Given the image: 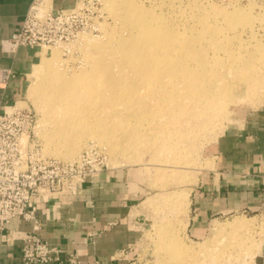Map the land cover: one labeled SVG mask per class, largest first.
<instances>
[{
  "label": "rangeland",
  "instance_id": "rangeland-1",
  "mask_svg": "<svg viewBox=\"0 0 264 264\" xmlns=\"http://www.w3.org/2000/svg\"><path fill=\"white\" fill-rule=\"evenodd\" d=\"M234 3H237V6H244L243 9L246 6L250 7L249 4H251L252 9H249V13L255 15L257 19L249 22L248 15H246L248 17L246 20L240 18L241 16L239 17L234 9ZM80 7L85 9L83 12L87 19V28L80 30L79 33L67 40L37 47L41 52L40 59L28 71L24 97L16 103L18 107H26L34 113L36 119L34 138L39 143L43 154L60 160L74 161L82 169H90L92 166L99 168L102 165L103 170L125 171L132 178L130 185L134 190H132V200L129 205V218L132 229L137 231V238L124 254L126 255L123 259L126 261L125 264H169V262L170 264H254L255 258L264 244V212L234 211L207 222L201 233H195L190 228L191 195L194 187L214 167L215 145L227 126L235 122H242L248 112L264 105V81L262 79L261 83L259 81L261 85L258 83V87L253 93V90L250 91L248 88L250 83L248 84L246 80L252 75L254 78L258 76L261 78L264 73V67L263 69L260 67L264 66V53L256 51L258 46L264 47V0H73L67 4L49 0V5L44 9H77V11H81L78 10ZM132 8L145 10V12H149L147 13L149 16L150 14L151 17L154 15L153 19H157L158 22L164 21L162 26L172 27L174 36H177L176 43L189 41L195 34L205 33L218 26L225 27L233 22V28L226 29L224 33L231 35L232 32L235 34L238 31L249 30L251 27L257 28L259 31L255 35L243 32L242 42L235 40L236 38L232 41H224L225 43L221 41L225 47L242 44L243 49L240 47V51L237 48L238 51L237 49L233 51V55L229 56V59L235 64L242 65L244 63V67L253 69H229L231 73L223 68L227 67V64L217 66L216 61L220 60L218 58L220 53L215 54L213 51L207 50L206 55L210 60L209 63L212 67L215 64L214 67H217L209 70L208 74L211 76H207V80L214 86L217 84L227 87L229 96H232L229 97L230 101L227 100L224 105L213 101L209 106L205 102L194 104L187 98L181 103L182 105L169 100L171 105L166 94L171 95V92L174 93L177 88L171 86L172 82L176 83V81L170 75L164 73V70L158 73L142 71L145 74L138 75L135 72L137 69L133 68L140 62L146 61L144 60L146 56L136 59L127 55L129 58H126L122 51L119 50L116 53L111 48L119 37L128 38L133 35V31L125 24V17ZM229 13L233 20L227 17ZM246 21L249 23L246 24ZM104 26L106 27L104 28ZM112 30H115L114 35ZM115 32L120 36L118 37ZM84 33L97 35V40H100L103 51L99 50L98 52L93 46L94 43L90 46L85 42L81 38ZM224 33L221 35L223 36ZM109 36H112L115 41ZM232 37L234 38V36ZM109 39H112L111 42ZM137 41V45L144 44V41ZM97 42L99 44V41ZM107 43L108 45H106ZM208 44V41L202 42L198 48L206 49L209 47ZM103 54L109 56V62L105 64V59H100ZM148 54L146 55L149 56ZM251 55L259 56V60L257 57L250 59ZM199 57L198 53L197 59ZM55 59L58 60L54 61ZM44 62L51 63L53 66L49 65L51 68L60 70L58 73L62 72L61 76L63 77H65L63 74L67 76L70 74L71 77L74 74L76 76L81 74L79 77L82 75L92 77L94 65L96 66L95 63H97L102 65V68L98 70H101L103 77L107 76V80L112 79L113 86L108 83L109 81H105V85H101L99 90L91 91L94 95L95 112L98 111V114L94 112L88 120V124L81 125V127L77 125L78 130L75 128L76 125H74L75 129L71 127L72 130H70L71 128H68L65 123L63 126L62 124H58V126L55 121L54 124L56 118L50 117L48 108L45 107L53 93L52 85L47 84L49 83L47 79L45 81L44 78H42L43 81L36 80L35 88L37 87L38 91L35 90L29 95V91L35 83L32 75L33 67L37 64H44ZM140 70L138 69L137 73ZM248 71L250 73L247 74ZM161 73L162 75H160ZM151 75H153L152 78ZM70 76L66 78H71ZM140 76L146 81L148 78L150 82L144 84L145 81L141 80ZM162 77L165 78L161 79ZM168 79L169 81H167ZM113 80L118 83L115 84L116 82ZM166 81L169 83L167 84ZM128 82L134 86L129 85ZM45 85L49 88L47 90L49 93L45 91ZM181 87L182 85L179 88ZM201 87L203 90H213V87L210 86L206 88L197 86L199 89ZM81 88L83 87L81 86L78 91ZM164 88L165 90H163ZM81 92L85 95L84 91ZM88 92L90 93V91ZM89 93L84 98L87 99ZM94 93L98 94L95 96ZM104 93L105 97H103ZM107 93L108 95H106ZM156 96H159L158 100ZM95 97H97L96 100L99 99L97 102L102 101L98 104ZM221 99L219 96L218 100ZM102 102V106L99 107ZM171 107L174 108L172 111ZM96 115L99 116V120ZM53 129L56 130L55 136L57 137L51 140V135L48 133ZM241 219L244 220V223L238 225V220L241 222ZM170 239H172L171 243L176 240L174 244L177 245V248L179 245L177 241L182 247L179 245L180 247L176 249L175 245L166 241Z\"/></svg>",
  "mask_w": 264,
  "mask_h": 264
},
{
  "label": "crops",
  "instance_id": "crops-1",
  "mask_svg": "<svg viewBox=\"0 0 264 264\" xmlns=\"http://www.w3.org/2000/svg\"><path fill=\"white\" fill-rule=\"evenodd\" d=\"M35 1L0 0V69L14 72L8 83L0 84V112L23 99L27 73L40 59L37 48L12 50L8 45ZM214 151V167L191 195L190 228L195 233L234 211L264 212V105L227 126ZM131 181L125 171L103 170L77 184L75 194L39 198L37 235L66 252H76L82 264H125L124 254L137 238L129 218ZM32 226L20 218L11 220L7 236L0 234V264H25L20 259L21 238L32 232ZM254 264H264V244Z\"/></svg>",
  "mask_w": 264,
  "mask_h": 264
},
{
  "label": "bare ground",
  "instance_id": "bare-ground-1",
  "mask_svg": "<svg viewBox=\"0 0 264 264\" xmlns=\"http://www.w3.org/2000/svg\"><path fill=\"white\" fill-rule=\"evenodd\" d=\"M232 1V0H231ZM234 2V1H233ZM241 2V1H240ZM230 3V2H229ZM232 4V3H231ZM249 4V3H248ZM47 5H49V2L48 0H41V5H40V8H43V7H47ZM238 4L237 3H234V9L236 10L238 16L240 18H242L243 20H246L248 17L246 15H248L250 17V19H248L249 22H251V20H255L257 19V17H255V15L249 13V9H252L251 8V4H249L250 7L247 8V6L243 9L244 6H237ZM127 6V5H126ZM116 7V6H115ZM121 7V6H120ZM135 7V6H134ZM130 8V7H129ZM140 8V7H138ZM131 9V8H130ZM127 12V11H126ZM149 12H145V10L143 11L142 9H137V8H132V10L130 11L129 10V13L126 15L125 17V24L128 25V28L130 30H132V34L131 37H128L126 35V37L128 38H120V34H118L117 32H115L117 35H118V39L116 40L115 42V45L113 47L109 46L112 48V50H114L116 53L120 50L122 51L123 53V56H125L126 58H129V56L127 55H130L131 58L132 57H135L137 59V57L141 58V56H146V58H142L146 61L145 64L144 62H140L139 59L138 61L141 63L137 64V66H135V68L133 69H141L138 73H137V70L135 71L136 74L140 75V73L143 75V73H149L152 71L153 72H160L162 70H164V73H167L168 75H170V77H172V79H174L176 81L175 82H172V87L175 86L176 91L174 93L171 92V95L170 94H166L167 98H168V101L169 100H172L174 101L175 103H177L178 105H182L181 103L184 101V99H189L190 101H192V103L196 104V103H203L205 102L207 105L211 106V104L213 103V101H217L218 103H221V104H225V102H227V100L230 101L229 97V91H227V87L225 86H219V85H215L212 83V82H209L207 80V76H211L209 73V70L210 69H213V67L217 64V66H221L223 65L224 63L227 64V67H223L224 69L230 71L232 69H253V68H247V67H244V63H242V65H238L237 63L235 64V62L233 63V61L231 59H229V56H232L233 55V51H236L237 48L240 49V47L242 48V44L239 45V46H231V47H225L223 45L225 44H222L221 41H223V43H225L224 41L228 42V41H232L233 39L235 40H239L240 42H242L243 40V32L247 33L248 35H255L259 30H257V28L255 27H251L249 28V30H243V31H238L236 32L235 34H233L234 32H232L231 35L229 34H226L224 33V31L226 29L230 30L232 29V25L234 24H231V25H227L225 27H221V26H218V27H215L205 33H202V34H198V35H194V37L192 39H190L189 41H183L181 43H176V37L177 36H174L175 33L174 31H172V27H164L162 26V22H158L157 19H153L154 15H152L151 17V14L150 16L147 14ZM119 14V13H118ZM156 16V15H155ZM122 17V16H120ZM229 17L230 19L233 20L231 14L229 13V15L227 16ZM156 18V17H155ZM159 18V17H158ZM226 18V17H225ZM204 20V19H203ZM122 21V20H121ZM245 22V21H244ZM246 21V24L249 23ZM200 23V22H199ZM243 23V22H242ZM215 24V23H214ZM122 26V24H121ZM106 26H104L105 28ZM103 28V27H102ZM115 28V27H113ZM117 28V27H116ZM115 28V29H116ZM209 28V26H208ZM240 29V28H239ZM238 29V30H239ZM105 30V29H104ZM113 31V30H112ZM115 31V30H114ZM114 31H113V35H114ZM117 31V30H116ZM123 31V30H122ZM107 32V31H106ZM110 32H111V29H110ZM230 32V33H231ZM108 33V32H107ZM112 33V32H111ZM131 33V32H129ZM128 33V34H129ZM224 33V35L222 36L221 34ZM106 34V33H105ZM115 34V35H116ZM194 34V33H193ZM123 34H121L122 36ZM221 35V36H220ZM107 36V35H106ZM234 36V38L232 37ZM108 37V36H107ZM113 39L112 36H109ZM123 37V36H122ZM125 37V36H124ZM232 37V39H230ZM81 38L85 40V42H87L90 46L93 45L92 43H94L95 45V48L98 50L103 51V47H101V43H100V40L98 39L97 40V35L95 34H90V33H84L81 35ZM221 38V39H220ZM111 39V40H112ZM111 40L109 39V41L111 42ZM114 40V39H113ZM137 40H140L139 42H142L144 41L143 45H141L139 43V45H137L136 43L138 42ZM99 41V44L98 42ZM107 40V42H109ZM115 41V40H114ZM137 41V42H136ZM209 42V44L207 46L206 49H200L198 48L199 47V44H201L202 42ZM146 42V43H145ZM84 43V42H83ZM97 43V44H96ZM85 44V43H84ZM83 44V45H84ZM86 45V44H85ZM108 45V43L106 44ZM89 46V47H90ZM245 46V45H244ZM82 47V46H81ZM88 47V48H89ZM108 47V48H109ZM198 48V49H197ZM250 48V47H249ZM91 49V48H90ZM243 49V48H242ZM82 50V49H81ZM107 50V48H106ZM207 50H211L213 51L215 54H221L218 58H220L219 61H216V64L212 65L209 63L210 60L208 59L207 55H206V51ZM251 50V49H249ZM86 51V50H85ZM84 51V52H85ZM89 51V50H87ZM113 51V52H114ZM238 51V49H237ZM241 51V49H240ZM254 51V50H253ZM256 51L257 52H262L264 53V47L263 46H258L256 48ZM82 52V53H84ZM106 52V51H104ZM245 52V51H244ZM150 53V54H148ZM199 53V58L197 59V55ZM249 53V51H248ZM252 53V52H251ZM98 54V53H97ZM102 54V53H101ZM136 56H135V55ZM146 54H148L149 56H147ZM223 54V55H222ZM254 54V53H253ZM94 55V54H93ZM110 55H112L110 53ZM133 55V56H132ZM138 55V56H137ZM257 55V54H256ZM87 56V55H86ZM92 56V55H91ZM101 56V55H100ZM81 57H84L81 55ZM94 57V56H93ZM148 57V58H147ZM226 57L228 59V61L226 62ZM255 55H251L249 58L250 59H254ZM259 57V56H258ZM257 57V58H258ZM261 57V56H260ZM85 58V57H84ZM104 60V64L109 62V56L108 54L107 55H102L100 57V59ZM116 58V57H115ZM224 58V59H223ZM256 58V59H257ZM59 59V58H58ZM58 59H55L54 61L58 60ZM134 59V58H133ZM223 59V61H221ZM234 59H236L234 57ZM233 59V60H234ZM128 60V59H127ZM238 60V59H237ZM259 60V58L257 59ZM262 60V59H261ZM131 61V60H130ZM134 61V60H132ZM52 62V61H51ZM88 62V61H87ZM101 62V61H100ZM137 62V61H136ZM147 62V63H146ZM241 62V61H240ZM250 62V61H248ZM262 62V61H261ZM260 64H262L263 62ZM92 63V62H91ZM102 63V62H101ZM129 63V62H128ZM132 63V62H131ZM135 63V62H133ZM149 63V64H148ZM96 66L94 65V70H93V76L92 77H88L87 75L86 76H83L82 77H79V75L81 74H78L77 76L74 75L71 77L70 74L69 76L71 78H66V77H69L67 76L66 74H63L65 75V77L61 76V73L60 74L58 73L60 70L57 71V68H51L53 67L51 65V63L49 64H46L44 62V64H37L33 67V71H32V75L34 76V80H35V83L33 85V87H31L32 89L29 91V95L34 93L35 90H37L35 88V84L37 83V81H39L40 79L42 80V78H44V81L45 79H47V81L49 83L50 86L52 85V91L53 93L52 94V98L51 100H48L47 104L45 105V107L47 106L48 108V114L50 117H54L56 118L54 120V124L56 123L57 125L58 124H62L63 126V123H65L68 128H71L73 127L74 128V125H76V129L78 130V126L77 125H80L79 127L84 126L85 124H88V120L90 119V117H92L93 113L95 112V103H94V95L92 92L94 91H97L99 90L102 86L101 85H105L106 82L108 83H113L112 82V79L109 78V80H107V76L103 77L102 73L100 72L101 70H98V69H101L102 68V65L101 64H97L95 63ZM103 64V66H104ZM51 67H50V66ZM87 65V64H86ZM132 65V64H131ZM136 65V64H135ZM139 65V66H138ZM146 65V66H145ZM58 66V65H57ZM145 66V67H144ZM260 66V65H259ZM86 67V66H85ZM133 67V65H132ZM263 67L264 66H260ZM259 67V68H260ZM106 68V67H105ZM131 68V67H130ZM214 68H217V67H214ZM116 69V68H115ZM128 69V68H127ZM230 69V70H229ZM126 70V69H125ZM155 70V71H154ZM246 70V71H247ZM260 70V69H258ZM109 71V70H108ZM144 71V72H142ZM252 72V70H250ZM263 71V70H262ZM80 72V71H79ZM78 72V73H79ZM85 72V71H84ZM118 72V71H117ZM231 72V71H230ZM229 72V76L231 75V73ZM253 72H255L253 70ZM259 72V71H258ZM264 72V71H263ZM72 73V72H70ZM134 73V72H133ZM144 73V74H145ZM156 73V74H157ZM250 73L249 71L247 72V74ZM256 73H257V70H256ZM255 73V74H256ZM84 74V73H83ZM246 74V75H247ZM259 74V73H258ZM95 75V76H94ZM106 75V74H105ZM162 75V73L160 74ZM251 75V74H249ZM90 76V75H89ZM100 76V77H99ZM117 76V75H116ZM150 75L148 74V77ZM153 75H151V78H152ZM166 76V74H165ZM227 76V75H226ZM262 76V75H261ZM119 77V76H118ZM169 77V78H170ZM142 78V79H141ZM165 77H162L161 79H163ZM232 80L234 79L233 78V75H232ZM259 76L256 78H254V76L252 75V77H247V83L250 85V87L248 86V88L251 90H253L252 92L255 93L256 91V87H258V83L260 81L261 83V79L262 81H264V73H263V76L261 78H259ZM114 79V78H113ZM140 79L141 80H144L142 76H140ZM154 79V78H153ZM152 79V80H153ZM225 79V78H224ZM240 80V79H238ZM243 80V79H242ZM43 81V80H42ZM41 81V82H42ZM46 81V82H47ZM106 81V82H105ZM114 81V80H113ZM137 81H140V80H137ZM136 81V82H137ZM145 81V82H144ZM144 84L146 82H150L148 81V78H147V81L144 80ZM158 81V80H157ZM169 81V79L167 80ZM166 81V82H167ZM116 82L115 84H117L118 82L117 81H114ZM132 82H135V81H132ZM155 82V81H154ZM165 82V81H164ZM244 82V81H242ZM40 83V82H39ZM44 83V82H43ZM42 83V84H43ZM159 83V86H160V82ZM163 83V81H162ZM169 82H167L168 84ZM171 83V82H170ZM175 83V84H173ZM259 83V84H260ZM114 84V83H113ZM112 84V86H113ZM129 84V82H128ZM127 84V85H128ZM134 84V83H133ZM141 84H142V81H141ZM140 84V85H141ZM153 84H156V83H153ZM165 84V83H163ZM162 84V85H163ZM166 84V85H167ZM39 85V84H38ZM37 85V86H38ZM110 85V84H109ZM131 85V83L129 84ZM137 85V84H135ZM180 87L182 85L181 88H179L178 86ZM200 85V86H203L204 88H206L207 86H210V87H213V90H209V89H205L203 90V88L201 87V89L197 88V86ZM252 85V87H251ZM261 85V84H260ZM263 85V84H262ZM45 91H47L49 88H47V85H45ZM83 87L81 88L80 91H78V89L80 87ZM131 86H134V85H131ZM130 86V87H131ZM168 86V85H167ZM43 87V86H42ZM124 87V86H123ZM156 87V86H155ZM161 87V86H160ZM35 88V89H34ZM39 88V87H38ZM47 88V89H46ZM154 88V86H153ZM261 88V87H260ZM103 89V88H102ZM156 89V88H155ZM169 89V88H168ZM174 89V88H173ZM172 89V90H173ZM180 89V90H179ZM247 89V88H246ZM165 90V88L163 89ZM38 91V90H37ZM43 91V90H42ZM81 91H84L85 92V95L87 93H89L88 91H90V93L87 95L88 98H84L85 95L83 92ZM92 91V92H91ZM153 91V90H152ZM159 91H162V90H159ZM167 91V90H166ZM170 91V90H169ZM31 92V93H30ZM48 92V91H47ZM45 93V92H44ZM49 93V92H48ZM47 93V94H48ZM149 93V92H148ZM151 93H154V92H151ZM150 93V95H151ZM164 93H167V92H164ZM46 94V93H45ZM95 94V93H94ZM98 94V93H97ZM95 94V96L97 95ZM247 94V93H246ZM252 94V93H251ZM50 95V94H48ZM108 95V93L106 94ZM158 95V94H157ZM169 95V96H168ZM258 95V93H257ZM100 96V95H99ZM103 96V95H101ZM152 97L155 98L154 95H151ZM162 96V94H161ZM172 96V97H171ZM221 97L222 99L221 100H218V97ZM253 96V95H252ZM47 97V95H46ZM51 97V96H49ZM105 97V93H104V96ZM119 97V96H118ZM158 97V98H157ZM232 97V96H231ZM254 97V96H253ZM257 97V96H256ZM97 97H95V100H96ZM102 98V97H100ZM163 98V96H162ZM258 98V97H257ZM42 99V98H41ZM153 99V98H152ZM156 99L158 100L159 99V96H156ZM164 99V98H163ZM235 99V98H234ZM256 99V98H255ZM254 99V100H255ZM45 100V99H44ZM99 100V99H98ZM96 100V102L98 101ZM167 100V99H165ZM238 100V99H236ZM46 101V100H45ZM102 101V100H100ZM99 101V102H100ZM139 101V100H138ZM142 101V100H141ZM234 101V100H232ZM99 102H97L99 104ZM140 102V101H139ZM171 101H169L170 103ZM162 103V102H161ZM103 102L99 105L102 106ZM171 104V103H170ZM139 105H141L139 103ZM172 105V104H171ZM98 106V105H97ZM158 106V105H157ZM141 107V106H140ZM158 108V107H157ZM100 109V108H99ZM98 109V110H99ZM172 109H174L173 107H171V111ZM145 110V109H144ZM176 111H179L176 109ZM175 111V112H176ZM98 111L95 112V114L97 113ZM174 112V111H173ZM149 113V112H148ZM171 113V112H169ZM168 113V114H169ZM94 114V116H95ZM98 114V113H97ZM175 114V113H173ZM178 115H180L179 113H177ZM172 115V114H171ZM97 116V115H96ZM99 116H97L96 118L98 119ZM143 117V116H142ZM170 117V116H169ZM52 119V120H53ZM100 119V118H99ZM98 119V120H99ZM51 120V122H52ZM56 121V122H55ZM97 123V122H96ZM53 124V125H54ZM71 124V125H69ZM95 125V124H94ZM97 125H99L97 123ZM59 126V125H58ZM57 126V127H58ZM87 126V125H86ZM96 126V125H95ZM97 127V126H96ZM146 127V126H145ZM53 128V127H51ZM54 128H56L54 126ZM65 128V127H64ZM74 128V129H75ZM60 129V128H59ZM80 129V128H79ZM63 130V128H62ZM65 130V129H64ZM72 130V128L70 129ZM99 131V129H97ZM58 131V130H57ZM139 131V130H138ZM155 131V130H154ZM60 132V131H59ZM55 133H56V130L54 131L53 130H49V135L51 140L52 138L54 137H57L55 136ZM76 133V132H75ZM157 134V133H156ZM160 134V133H159ZM77 136H79V134H76ZM167 135V134H166ZM143 136V135H142ZM141 136V137H142ZM161 136V135H160ZM162 137V136H161ZM168 137V136H167ZM79 138V137H78ZM156 138V137H155ZM166 139V138H165ZM143 140V139H142ZM164 140V139H163ZM162 140V142H163ZM168 140V138H167ZM245 219V218H244ZM242 220V219H241ZM248 220V219H247ZM234 221V220H233ZM250 221V220H249ZM232 222V221H231ZM247 222V221H246ZM245 222V223H246ZM244 223V220H242L241 222H239L238 220V225H243ZM247 225V224H246ZM240 227V226H239ZM241 227H244V226H241ZM236 228V227H235ZM170 236V235H169ZM171 237V236H170ZM181 239V238H180ZM172 239L170 240H166V241H171ZM176 242V240H175ZM173 241V245H175V243ZM169 243V244H170ZM170 244V245H171ZM177 244L180 245V242L177 241ZM178 245V248L181 246ZM174 247L177 248V245H175ZM182 247V246H181ZM168 248H169V245H168ZM171 248V246H170ZM173 248V247H172ZM170 250V249H169ZM186 250V248H185ZM183 251V250H182ZM186 254V253H185ZM170 264V262H169Z\"/></svg>",
  "mask_w": 264,
  "mask_h": 264
},
{
  "label": "built area",
  "instance_id": "built-area-1",
  "mask_svg": "<svg viewBox=\"0 0 264 264\" xmlns=\"http://www.w3.org/2000/svg\"><path fill=\"white\" fill-rule=\"evenodd\" d=\"M40 5L41 0L33 3L8 41L9 49L55 44L88 26L83 7L78 9L81 11L45 10ZM13 76L11 69H0V84ZM35 123L34 113L16 103L0 112V234L7 236L12 219H23L33 224L32 232L21 238L23 263L82 264L76 252H66L37 235V201L51 194H75L77 184L92 180L103 168L82 169L74 161L44 155L34 138Z\"/></svg>",
  "mask_w": 264,
  "mask_h": 264
}]
</instances>
